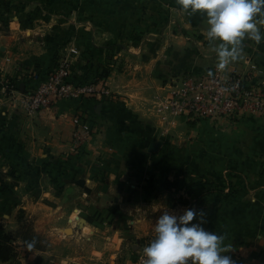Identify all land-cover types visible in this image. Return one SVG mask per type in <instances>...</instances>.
Wrapping results in <instances>:
<instances>
[{"label":"crops","instance_id":"obj_1","mask_svg":"<svg viewBox=\"0 0 264 264\" xmlns=\"http://www.w3.org/2000/svg\"><path fill=\"white\" fill-rule=\"evenodd\" d=\"M207 28L206 16L188 15L176 0H0V224L16 234L33 221L53 242L37 249L17 238V255L0 264H81L82 254L64 252L63 244L75 242L61 238L62 229L77 233V241L100 238L86 264H134L155 238L164 210L179 215L195 208L205 213L207 231L224 236L231 248L225 254L235 264H264V170L250 169L264 160V117L228 123L248 131L254 143L240 150L248 136L225 138L228 160L251 165L250 177L232 175L236 196L180 203L156 178L157 168L166 176L175 170L210 174L174 164L179 159L169 139L210 124H164L152 107L172 78L217 65ZM67 51L77 82L109 71V94L26 113L21 91L33 88ZM225 70L264 87V42L245 39L241 58ZM6 81L18 88L14 94L4 90ZM84 122L93 134L75 151L73 133ZM158 141L159 151L150 152ZM81 219L85 225L77 230L71 224Z\"/></svg>","mask_w":264,"mask_h":264},{"label":"built area","instance_id":"obj_2","mask_svg":"<svg viewBox=\"0 0 264 264\" xmlns=\"http://www.w3.org/2000/svg\"><path fill=\"white\" fill-rule=\"evenodd\" d=\"M17 89L11 81L4 84L8 93L14 94ZM108 94L106 79L100 83L77 82L73 78L71 63L61 60L33 88L21 91L19 103L26 113L33 114L60 101L83 103ZM152 107L156 117L164 124H174L178 118H185L188 123L198 120L262 119L264 87L251 84L244 74L218 70L215 66L204 73L187 72L172 78L167 92L153 97ZM92 134V127L86 122L77 126L73 133L75 151H82ZM134 264H146L143 252Z\"/></svg>","mask_w":264,"mask_h":264},{"label":"clouds","instance_id":"obj_3","mask_svg":"<svg viewBox=\"0 0 264 264\" xmlns=\"http://www.w3.org/2000/svg\"><path fill=\"white\" fill-rule=\"evenodd\" d=\"M176 2L190 16H206V37L214 45L218 70L241 58L245 39L257 45L264 42V0ZM205 223L203 211L187 209L177 215L164 210L155 222V238L143 248L146 264H235L225 254L231 248L224 244V236L207 231Z\"/></svg>","mask_w":264,"mask_h":264},{"label":"rangeland","instance_id":"obj_4","mask_svg":"<svg viewBox=\"0 0 264 264\" xmlns=\"http://www.w3.org/2000/svg\"><path fill=\"white\" fill-rule=\"evenodd\" d=\"M175 28H178L177 24L175 25ZM159 38L160 36H158L156 39L158 40ZM69 54L70 51H67L65 54L62 55L59 61L68 60L72 65V73L74 74L73 61L71 60ZM178 119L179 120L183 119L182 121H185V118H178ZM202 121L208 122L210 126L207 125L208 127L205 126V128H202L204 129L203 131H200L199 129H195V128H194L195 130H193L191 127L188 128V131L184 130L183 131L184 134L181 133V135H179V133L175 132V134L172 137L170 136L171 138H169L172 139V144H174V149L176 150L174 156L178 157L179 159V160H175L174 164H177L178 166H186V167L189 166V168L199 169L200 171H209L210 173L207 175L194 177L192 176V174H189L186 171L185 172L180 171L182 174L178 177V180L180 181L179 183L185 187H182L178 192H169L170 195L176 194V199L178 200L181 199V197H183L184 200H189V201L191 199H195L196 205L198 201L200 202V204L205 200L210 201V197H211L209 196L210 194L212 195L211 198H216L221 200L229 199L227 198L228 195L232 197L236 196L238 191L234 189H230V184L234 179L232 177L234 173H236L237 175L239 174L240 177H250L249 175L250 170L248 166L251 165L246 164L244 160L242 162H236V161L230 162L228 160L227 152H229V147L228 144L224 142L226 140L225 138H228V136L235 133H238V135H243L244 137L248 136L249 139L247 141L238 145L240 150H243L244 148H248V147L250 149V147L253 146L254 144L253 139L251 138V135L250 133H248V131H243V128L242 129L235 128L234 125L231 126L232 124H228L235 120L232 121H224V120L199 121L198 120L196 122L199 125V123ZM182 143L184 147L182 146ZM220 167H223V169L220 171V173L217 174V169H220ZM170 168H172V165ZM253 168H256L255 174L258 169L259 172L261 169L264 170V160L262 162L260 161L258 167H253L252 165L250 169ZM212 171H214L216 174H211ZM175 172H177V170L173 171L170 175L166 176V174H168L166 171L160 172V169L157 168L156 178L158 182L164 185L165 182L177 180L175 179L176 176ZM51 178L52 180H54L53 176H51ZM200 180H202L203 185H199ZM189 184L192 186L193 193L187 190V188H190ZM172 186L174 187V185ZM172 186L169 187L171 188ZM196 187L200 188L203 193L199 191L200 189L198 191H194V188ZM195 210H198V208H195ZM79 222L72 223L71 225L77 230L82 229V227L85 224L83 223L82 225H80ZM24 226H30L35 231L33 221L30 220L25 221V223H23L21 228ZM19 230L20 229H18V231ZM74 234H72L71 232L64 231L63 229L60 230L61 238H64L65 240L71 239L72 242H75L72 248L69 247V244L68 245L63 244V250L67 255H69L71 252L74 253L75 251L77 255L82 254V256H80L81 257L80 263L86 264L87 259L89 262V258L86 259V253L88 254L89 252L92 253L93 249L101 247V240L100 238L85 239L86 237H83L84 240L80 239L79 241H77V236H76L77 233ZM42 238L47 243V247L51 245L52 242L51 238H47V237L46 238L42 237ZM16 241L17 239L15 240V244ZM56 245L59 246L61 244L57 243ZM18 247L19 246H17V248ZM98 257H100V255H98ZM97 264H103V263L100 261Z\"/></svg>","mask_w":264,"mask_h":264},{"label":"trees","instance_id":"obj_5","mask_svg":"<svg viewBox=\"0 0 264 264\" xmlns=\"http://www.w3.org/2000/svg\"><path fill=\"white\" fill-rule=\"evenodd\" d=\"M109 75V71L105 70L102 71L100 74L95 75L92 79V81L100 83L104 79H106ZM182 173L180 171L175 172V179L176 181H168L164 183V187L168 192H178L182 187V184H180L178 177ZM234 184V187H237L235 182L232 181ZM174 185V187L172 186ZM199 185H203L202 180H200ZM169 186H172L171 188ZM190 188H187L189 192L193 193L192 186L189 184ZM174 190V191H173ZM238 190V189H237ZM236 190V191H237ZM232 196H227V198H231ZM180 203L186 202V200L181 197L179 199ZM19 238L23 241L24 245L30 246L37 249H44L47 246V243L45 240L40 236L36 231L33 230L30 226H24L20 228V230L16 233V235L11 234L6 231L5 227L3 225H0V260L3 262L9 261L12 258H14L17 255V245L15 244V240Z\"/></svg>","mask_w":264,"mask_h":264},{"label":"water","instance_id":"obj_6","mask_svg":"<svg viewBox=\"0 0 264 264\" xmlns=\"http://www.w3.org/2000/svg\"><path fill=\"white\" fill-rule=\"evenodd\" d=\"M163 145L162 141H158V142H154L151 144L149 151L150 152H157L159 151V149L161 148V146ZM83 223H85L84 219H81L79 224L82 225ZM67 232H71V229L66 230Z\"/></svg>","mask_w":264,"mask_h":264}]
</instances>
